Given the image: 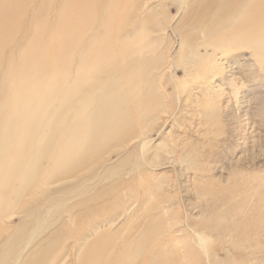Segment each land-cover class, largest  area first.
<instances>
[{
	"label": "rangeland",
	"instance_id": "obj_1",
	"mask_svg": "<svg viewBox=\"0 0 264 264\" xmlns=\"http://www.w3.org/2000/svg\"><path fill=\"white\" fill-rule=\"evenodd\" d=\"M208 2L119 4L127 11L119 43L148 42L139 97L147 98L144 90L152 83L155 100H146L143 135L136 128L126 143L108 140L95 176L86 170L64 181L49 166L58 155L55 144L54 155L41 161L42 192L23 198L31 216L20 209L1 223L7 239L22 233L9 243L8 264H126L127 258L131 264H264V54L228 42L224 34L238 23L220 24L224 11H207ZM28 16L40 18L42 26L30 27L40 33H17L15 47L6 51L24 49L35 37L40 59L32 76L51 70L61 42L56 12L44 15L35 4ZM18 60L16 52L13 64ZM105 87L96 80L95 93L85 88L81 99L92 100ZM66 88L60 84L52 98ZM18 141L9 142L3 155L9 165L3 159L0 173L11 171ZM12 185L15 190L17 183ZM131 185L140 194L131 195ZM13 198L5 196V206ZM85 201L87 206L73 208ZM75 216L81 218L74 223Z\"/></svg>",
	"mask_w": 264,
	"mask_h": 264
},
{
	"label": "bare ground",
	"instance_id": "obj_2",
	"mask_svg": "<svg viewBox=\"0 0 264 264\" xmlns=\"http://www.w3.org/2000/svg\"><path fill=\"white\" fill-rule=\"evenodd\" d=\"M106 1L107 7L102 8L101 0H42L40 3L37 0H0V170L5 159L3 155L10 147L9 142L18 138L19 143H16L21 146L10 157L11 171L0 173V187L3 184L0 194V264H8L9 243L15 242L22 234L18 230L12 240L3 237V218L9 222L20 209L25 213L24 217L31 216L32 209L27 207L23 198L42 192L46 171L41 161L54 155L55 144L59 145L58 155L49 159V166L61 171L60 180L64 181L77 179L86 170L93 176L101 168L102 163L98 162L103 160L108 140L126 143L133 138L131 135L136 128L135 134L143 135L144 117L150 111L146 100H155L152 83L144 90L147 98L139 97L142 89L138 84L143 72L141 56L148 42L142 40L121 45L118 36L127 11L120 10L119 4L127 5L130 0ZM35 4L44 15L58 14L56 24L61 57L51 70L31 76L35 62L40 59L33 52L35 37L40 30L32 33L30 27L33 22L34 26H42L40 18L28 16ZM210 9L211 12L213 9L224 11L219 17L220 24L238 23L234 32L224 34L228 42L264 54V0H209L206 10ZM101 15L104 16L102 21ZM17 33L35 37L27 42L24 49L6 51L15 47L14 36ZM85 34L88 36L84 40ZM16 52L19 60L14 65L12 61ZM97 75L98 79L93 77ZM96 80L106 82V87L102 94L85 101L86 105L81 99L82 95H87L84 89L95 93ZM13 82L17 84L13 86ZM60 84H65L67 88L52 98ZM75 96L79 98L78 102L72 99ZM14 181L17 183L15 190L11 187ZM135 187L131 185V195L136 193L137 190H133ZM12 191L14 195H10ZM8 195L14 196L15 201L10 206L12 210L7 212L9 216L5 217L8 215L5 211L10 208L3 200ZM87 203L89 201L74 204L73 208L82 204L85 207ZM80 218L75 216L72 220L75 223ZM37 230L31 231L30 237ZM125 255L132 260L131 255ZM127 261L130 262V259L127 258Z\"/></svg>",
	"mask_w": 264,
	"mask_h": 264
}]
</instances>
